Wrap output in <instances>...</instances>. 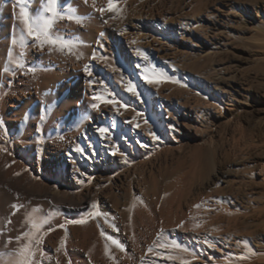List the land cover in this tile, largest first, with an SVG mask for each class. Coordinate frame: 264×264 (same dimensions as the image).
<instances>
[{"label": "rangeland", "instance_id": "obj_1", "mask_svg": "<svg viewBox=\"0 0 264 264\" xmlns=\"http://www.w3.org/2000/svg\"><path fill=\"white\" fill-rule=\"evenodd\" d=\"M90 9L0 22V264H264V0Z\"/></svg>", "mask_w": 264, "mask_h": 264}, {"label": "bare ground", "instance_id": "obj_2", "mask_svg": "<svg viewBox=\"0 0 264 264\" xmlns=\"http://www.w3.org/2000/svg\"><path fill=\"white\" fill-rule=\"evenodd\" d=\"M107 0H91L89 2V8L83 9V11L81 10V6L82 4H84L81 0H0V22H2L1 24H3L4 27L6 28H10L14 25H18L20 23H23L25 21L26 24V20H24L23 17H19V12L21 10L24 9H29L30 13L32 15H35V18L29 22V25L31 27H37L40 25L39 23L41 22L40 20H42L41 18L44 16H47V18H49V16L57 14V13H70V19L69 21L73 24V26H82L83 29H85L86 31H89L87 28H91L93 25L98 23V20L96 19V17H92L89 19H85L83 17H85V15H89L90 12L93 13V10L90 9L92 5H96L98 3L102 4L105 3ZM121 1V0H120ZM96 3V4H95ZM108 3V2H107ZM17 4H20V6L22 5V7H18ZM85 6V5H84ZM80 8V9H79ZM96 8V6L94 7ZM130 9V8H129ZM18 12V13H17ZM160 12V11H159ZM77 16H80L81 19L77 18ZM90 16V15H89ZM88 17V16H87ZM142 18V17H141ZM45 19V18H44ZM215 20V19H214ZM30 21V20H29ZM48 21V19L46 20ZM181 22V21H180ZM185 22V21H184ZM182 23V22H181ZM43 24V23H41ZM92 24V25H91ZM185 24V23H183ZM212 24V28L214 29V31H221V23L220 22H215L213 21ZM21 25V24H20ZM28 25V24H26ZM108 25V24H107ZM41 26V25H40ZM184 28V27H183ZM39 30V29H38ZM91 30V29H90ZM100 30V29H99ZM97 31V30H95ZM100 32V31H97ZM93 32H87L85 33V39L87 42H91V40H94L96 38V36L98 35V33L96 34H92ZM124 35V34H123ZM216 35V34H215ZM75 36V35H74ZM127 36V35H126ZM130 37V36H129ZM137 37V36H136ZM127 38V37H126ZM139 38V37H138ZM132 39V38H131ZM135 40V39H134ZM138 40V39H137ZM5 41V40H4ZM71 41V40H70ZM128 41V40H127ZM137 42V41H136ZM6 43V42H5ZM8 43V42H7ZM6 45V44H4ZM3 45V46H4ZM14 48H12L10 51H7V45L6 48L4 49V52H0V92H3L5 90V83H6V66H4V61L6 59V56L8 57V60H10L11 62H14L15 65H17L18 63V59L15 57V53H17V43L13 44ZM88 45V44H87ZM31 71V70H30ZM32 72V71H31ZM36 72V71H35ZM38 72V71H37ZM29 73V72H27ZM41 73V72H40ZM43 73V72H42ZM33 74V73H32ZM56 74V73H55ZM54 74V76H55ZM65 74V73H64ZM67 75V74H66ZM75 75V74H74ZM57 76V75H56ZM28 77V76H27ZM35 77V76H34ZM33 77V78H34ZM69 77V76H67ZM66 77V78H67ZM74 77V76H73ZM29 78V77H28ZM62 78V77H61ZM60 79V78H59ZM53 80V79H52ZM32 81V80H31ZM34 81V80H33ZM32 81V82H33ZM59 81V80H58ZM73 82V81H72ZM29 83L30 80L25 82V84H22L23 86L17 85L16 89H14L13 93L15 94V96H17V94H25L27 90H29ZM74 84V83H73ZM81 84V83H80ZM31 85V83H30ZM39 85H42V83H40ZM33 87V86H32ZM31 87V88H32ZM66 87V86H65ZM74 87V86H73ZM77 87V86H76ZM70 88V87H69ZM72 88V87H71ZM33 90V89H32ZM80 91V90H79ZM78 91V92H79ZM83 91V90H82ZM81 91V93H82ZM65 92V91H64ZM32 93V92H31ZM75 92L74 89L70 91L69 93V97L68 100L69 101H73V100H77L79 99L80 95L79 93H77L74 96ZM13 96V95H12ZM22 96V95H21ZM40 96V95H39ZM61 98V97H60ZM24 99V98H23ZM67 99V98H66ZM29 100V99H28ZM34 100V99H33ZM38 100V99H37ZM78 101V100H77ZM13 102H15L13 100ZM28 103V102H26ZM30 103V102H29ZM62 103V102H61ZM67 103V102H66ZM17 104V103H16ZM63 104V103H62ZM73 104V103H72ZM12 105H15V103H13ZM67 105V104H66ZM65 105V106H66ZM30 106V105H29ZM68 106V105H67ZM71 106V105H70ZM25 106L22 107V109H20L19 112V117L20 120L22 121L25 117H26V113H27V108H24ZM8 114V112H7ZM9 115V114H8ZM20 120H18V122L20 123ZM13 126V125H12ZM15 126V125H14ZM31 132V131H30ZM26 137V135L23 136V139ZM63 140V139H62ZM20 142V141H19ZM69 142V141H68ZM58 147L61 146L60 143L56 144ZM60 149V148H59ZM54 199L53 197H50L49 200ZM66 200H62V202H64ZM72 201V200H71ZM72 203V202H71ZM75 204V203H73ZM70 205V204H69ZM9 204L7 203H3L0 199V207L3 209H8ZM59 209V208H57ZM55 209V210H57ZM52 210V209H51ZM53 212V211H52ZM51 212V213H52ZM140 215V214H139ZM65 217V214L62 213L58 218L55 219H50L48 222L46 220V224L44 226H42V228H40L36 233L34 234H30L25 236L23 239H21L20 241L17 242H12L13 243V248L16 247V254L15 256L8 262L9 264H17V260H19V257L22 255L23 251L25 250V248L28 246L29 248L34 250V247L38 244V242H40V239L42 237V234L44 232L45 229H47L50 226L59 224L63 221ZM52 218V217H51ZM142 218V217H141ZM34 222V221H33ZM77 227V226H76ZM75 227V228H76ZM133 232V231H132ZM62 233H67L66 232V228H64L62 230ZM61 233V234H62ZM137 234V233H136ZM63 236V235H62ZM133 236V235H132ZM135 237V236H134ZM136 239V238H135ZM138 240H136L135 242H137ZM4 243L3 241H0V244ZM11 243V244H12ZM83 243V242H82ZM139 243V241L137 242ZM140 245V244H139ZM94 250V249H93ZM100 251V249H99ZM92 252V251H91ZM96 252V250H95ZM95 252H92L95 253ZM58 254V253H56ZM48 253L46 254V258H45V262L47 264H55L53 259L51 257H53V255L50 256ZM91 255V254H90ZM92 257V255H91ZM104 257V255H103ZM119 257V255H118ZM56 259V257H55ZM60 261V260H59ZM63 261V260H62ZM61 261V262H62ZM59 263V262H58ZM57 263V264H58ZM101 263V261H100ZM103 263V262H102ZM62 264V263H61ZM135 264V263H134Z\"/></svg>", "mask_w": 264, "mask_h": 264}]
</instances>
